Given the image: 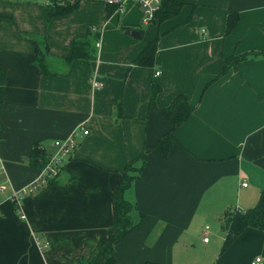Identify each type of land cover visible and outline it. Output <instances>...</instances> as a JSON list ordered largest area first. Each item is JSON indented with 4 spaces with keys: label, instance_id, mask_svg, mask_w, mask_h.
<instances>
[{
    "label": "crops",
    "instance_id": "crops-1",
    "mask_svg": "<svg viewBox=\"0 0 264 264\" xmlns=\"http://www.w3.org/2000/svg\"><path fill=\"white\" fill-rule=\"evenodd\" d=\"M179 1L175 17L144 25L131 2L107 15L103 0H79L71 14L50 19V0H0V264H85L133 160L124 198L134 227L114 246L115 264H264V231L246 229L221 251L220 226L225 210L252 208L264 191V56L218 77L222 61L264 51V0ZM232 13L239 19L226 33ZM91 28L99 32L96 60L66 62ZM157 37L154 67L133 66ZM152 84L161 88L157 108L178 95L193 107L166 156L153 151L170 128L148 108ZM74 130L79 145L57 184L21 197V221L9 197L39 175L28 162L32 146L51 154L52 140Z\"/></svg>",
    "mask_w": 264,
    "mask_h": 264
},
{
    "label": "trees",
    "instance_id": "trees-1",
    "mask_svg": "<svg viewBox=\"0 0 264 264\" xmlns=\"http://www.w3.org/2000/svg\"><path fill=\"white\" fill-rule=\"evenodd\" d=\"M55 3V4H53ZM79 0H50L48 18L62 17L71 14L78 8ZM108 8L107 15L114 10L116 5ZM182 4L179 0H161L159 10L155 14V20L162 22L175 17ZM238 14H229L226 20V33H229L238 22ZM124 30L131 27L122 26ZM127 31V30H126ZM99 32L97 28H91L88 30V35L83 40H76L72 44L71 54L65 58L66 62L82 59L87 61L96 60L97 47ZM141 36V35H140ZM34 42V40H33ZM158 37L147 41L142 52L133 61V66L143 68H153L155 53L157 50ZM46 48V46L44 47ZM249 55H262V52H252L250 54H244L239 56H232L221 62L220 71L218 77H222L230 68L236 64L245 62ZM44 54L38 51L35 63L46 73V67L42 64ZM5 82V72L0 69V102L2 99V93ZM161 91V88L155 84L150 87V95L148 99L149 110L159 115L169 125L168 132L161 138V140L155 145L153 151L162 156H166L174 144L175 140L173 137V130L182 124L193 112L185 96L178 95L173 98L170 104L162 109L157 108L155 105V96ZM118 117H122L121 105L116 107ZM49 153L45 150H41L38 145H33L29 154V166L31 168L40 170L46 163ZM147 154L144 153L138 159L146 160ZM133 161H129L124 172L113 191L111 198L112 205V220L107 233L98 239L95 249L85 264H115L114 258V246L126 236L134 227L131 219V211L133 205L124 198V191L130 186L133 176L129 174L132 169ZM140 169V168H139ZM139 171V170H138ZM51 179L48 181L46 187L42 188L43 191L53 185H56L58 178ZM39 191V192H40ZM13 206V205H12ZM221 229L224 232V240L222 243L221 251L226 250L231 243L246 229H255L257 231H264V191L260 193L259 199L256 205L252 208L244 211L238 209H227L224 211L221 220ZM144 264H157L154 262H146Z\"/></svg>",
    "mask_w": 264,
    "mask_h": 264
},
{
    "label": "built area",
    "instance_id": "built-area-1",
    "mask_svg": "<svg viewBox=\"0 0 264 264\" xmlns=\"http://www.w3.org/2000/svg\"><path fill=\"white\" fill-rule=\"evenodd\" d=\"M105 3L109 5H116L117 10L122 12L127 3L131 2L134 6H136L142 13L141 23L147 25L154 21L155 14L159 10L161 5V0H103ZM96 47H99V43H96ZM158 73H156L157 75ZM95 76H93L91 83L93 86L98 87V83L94 80ZM82 136H87L89 131L85 126L81 128ZM77 130H74L69 136L65 138H59L52 140V147L54 148V152L51 153L45 163V165L39 170L38 177L31 182L28 186L23 188L18 192H13L9 200L15 208L16 213L18 214L19 219L25 220V215L22 212L20 200L23 195L26 194H34L39 192L42 188L46 187L48 181L51 179L57 178L60 172L63 170L64 161L69 159L75 152L76 148L79 145V140L77 139ZM244 183L242 186H245ZM6 186L2 183V178L0 175V194L4 192ZM208 227H205V231ZM203 242H207V235L203 237ZM250 264H262V260L260 257H255Z\"/></svg>",
    "mask_w": 264,
    "mask_h": 264
},
{
    "label": "water",
    "instance_id": "water-1",
    "mask_svg": "<svg viewBox=\"0 0 264 264\" xmlns=\"http://www.w3.org/2000/svg\"><path fill=\"white\" fill-rule=\"evenodd\" d=\"M127 35H130L134 38H138L139 37V32L135 31V30H127L125 32Z\"/></svg>",
    "mask_w": 264,
    "mask_h": 264
},
{
    "label": "rangeland",
    "instance_id": "rangeland-1",
    "mask_svg": "<svg viewBox=\"0 0 264 264\" xmlns=\"http://www.w3.org/2000/svg\"><path fill=\"white\" fill-rule=\"evenodd\" d=\"M34 1V0H33ZM35 1H39V2H45V1H49V0H35ZM223 232V231H222ZM223 236H224V232H223Z\"/></svg>",
    "mask_w": 264,
    "mask_h": 264
}]
</instances>
